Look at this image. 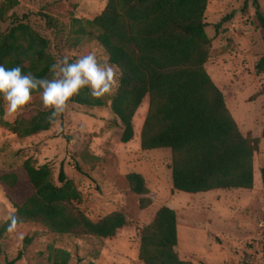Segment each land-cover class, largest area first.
Masks as SVG:
<instances>
[{"label": "rangeland", "instance_id": "obj_1", "mask_svg": "<svg viewBox=\"0 0 264 264\" xmlns=\"http://www.w3.org/2000/svg\"><path fill=\"white\" fill-rule=\"evenodd\" d=\"M109 0H0V34H9L20 24L30 26L49 43L47 53L54 63L67 56L75 61L95 52L101 62H110L104 48L80 33L87 21L102 15ZM248 3V4H247ZM264 10V0H259ZM47 16L54 21L48 23ZM232 16L229 22L223 20ZM207 33L212 39L206 70L222 90L244 136L258 139L254 156L253 190H216L201 194L174 191L171 186L173 157L169 149L144 151L141 136L149 113L146 97L134 119L135 138L121 141L124 128L111 109L113 96L103 98V108L69 103L49 131L20 138L12 127L26 125L42 112L49 113L39 95L21 112L9 114L0 102V227L15 205H22L34 193L24 162L49 166L53 182L61 186L64 167L68 178L82 194L73 205L94 222L122 212L128 224L109 239L75 238L54 234L34 225H20L0 240L3 263L47 264L51 248L71 254L70 264H143L139 260L143 230L158 211L169 207L178 217L180 258L193 264H264V73L256 66L264 57V32L256 18L254 0H211L206 12ZM120 85V82H119ZM4 111V114H1ZM80 169V170H79ZM143 174L148 196L135 194L127 180ZM15 175L9 186L4 176ZM151 206L142 209L140 201ZM31 240V243H27Z\"/></svg>", "mask_w": 264, "mask_h": 264}, {"label": "trees", "instance_id": "obj_2", "mask_svg": "<svg viewBox=\"0 0 264 264\" xmlns=\"http://www.w3.org/2000/svg\"><path fill=\"white\" fill-rule=\"evenodd\" d=\"M210 1L109 0L102 15L80 28V33L95 39L108 54L110 63L123 72L111 104L113 114L124 128L122 143L134 140V119L149 96L141 148L171 150L173 189L188 194L253 190L256 180L254 156L259 141L244 136L224 93L206 70L213 43L205 18ZM254 6L264 32V10L259 0H254ZM46 18L53 26V19ZM231 19L228 16L223 23ZM48 49V41L26 24L18 25L9 34H0V64L22 66L25 72L40 78L50 76L49 69L54 63ZM256 69L259 74L264 73V57ZM72 103L89 108L107 105L104 99L93 98L88 90L74 97ZM49 115L50 112H42L12 130L20 138L47 132L52 125ZM23 166L35 193L22 205H15L18 226L28 224L54 234L102 240L115 237L128 224L122 212L94 222L76 211L73 205L82 200V194L64 167L58 186L52 180L49 166L38 168L31 160ZM261 175L264 187V168ZM127 180L135 194L143 197L150 194L141 174H129ZM2 181L14 186L17 177L4 176ZM151 204L149 198L140 201L142 209ZM6 234L5 221L0 227V240ZM178 242L177 213L163 207L142 232L139 260L143 264H193L180 258L176 251ZM22 257L20 253L15 260L5 263L0 259V264H16ZM70 263L68 251L50 249L47 264Z\"/></svg>", "mask_w": 264, "mask_h": 264}, {"label": "clouds", "instance_id": "obj_3", "mask_svg": "<svg viewBox=\"0 0 264 264\" xmlns=\"http://www.w3.org/2000/svg\"><path fill=\"white\" fill-rule=\"evenodd\" d=\"M49 72L50 76L40 78L25 72L22 66L0 64V99L5 102L7 112L23 111L37 94L50 112L49 122L54 123L83 90L97 100L113 96L123 76L119 66L101 62L94 51L75 61L65 56L53 63ZM5 221L8 232H15L20 222L14 213L6 214Z\"/></svg>", "mask_w": 264, "mask_h": 264}, {"label": "crops", "instance_id": "obj_4", "mask_svg": "<svg viewBox=\"0 0 264 264\" xmlns=\"http://www.w3.org/2000/svg\"><path fill=\"white\" fill-rule=\"evenodd\" d=\"M226 102H227V100H226ZM227 106L230 109V111H231L232 115L234 116V118L236 119V113H239L238 109L235 108V110H233V108L230 107V105L228 104V102H227ZM263 128H264V124H263ZM162 150H165V149H162ZM141 175L145 178V176L143 174H141ZM170 182H171V186L173 188V171L171 172Z\"/></svg>", "mask_w": 264, "mask_h": 264}]
</instances>
